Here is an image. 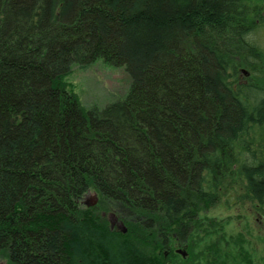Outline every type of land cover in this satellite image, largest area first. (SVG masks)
Returning a JSON list of instances; mask_svg holds the SVG:
<instances>
[{
  "label": "trees",
  "instance_id": "trees-1",
  "mask_svg": "<svg viewBox=\"0 0 264 264\" xmlns=\"http://www.w3.org/2000/svg\"><path fill=\"white\" fill-rule=\"evenodd\" d=\"M99 59L131 86L88 113ZM263 77L264 0H0V261L173 264L229 185L264 205Z\"/></svg>",
  "mask_w": 264,
  "mask_h": 264
},
{
  "label": "rangeland",
  "instance_id": "rangeland-1",
  "mask_svg": "<svg viewBox=\"0 0 264 264\" xmlns=\"http://www.w3.org/2000/svg\"><path fill=\"white\" fill-rule=\"evenodd\" d=\"M248 75L243 73L242 78ZM65 81L88 113L124 98L131 86L125 67H116L101 59L86 66L74 65ZM259 81L264 86V77ZM250 138L252 148L264 155V125L252 129ZM228 188L218 204L200 213L190 239L183 244L173 243L172 255L177 249L186 254L185 257L175 254L178 260L172 257L173 264L182 261L186 264H264V222L257 215V206L240 200L244 193L240 183ZM85 203L97 205V196L91 193ZM107 218L112 224L116 216ZM118 229L127 231L125 227Z\"/></svg>",
  "mask_w": 264,
  "mask_h": 264
},
{
  "label": "flooded vegetation",
  "instance_id": "flooded-vegetation-1",
  "mask_svg": "<svg viewBox=\"0 0 264 264\" xmlns=\"http://www.w3.org/2000/svg\"><path fill=\"white\" fill-rule=\"evenodd\" d=\"M253 202L257 206V209H258V211H257L258 214L257 215H258V217L261 218L263 220V222H264V205H261V203H259L257 200H254ZM118 227H122V224L119 223L117 221V219H115L114 222H112V229L113 228H118ZM176 243L179 244L178 241ZM160 253L163 254V252H160ZM175 254L178 255V256L182 255L183 257L186 256V254L183 251H181L180 249H177V252H174V255H173V260L174 261L178 260V258H176V255ZM163 258L164 257H162L161 259L163 260ZM174 263L177 264L176 262H174ZM178 264H180V262H178Z\"/></svg>",
  "mask_w": 264,
  "mask_h": 264
},
{
  "label": "water",
  "instance_id": "water-1",
  "mask_svg": "<svg viewBox=\"0 0 264 264\" xmlns=\"http://www.w3.org/2000/svg\"><path fill=\"white\" fill-rule=\"evenodd\" d=\"M96 203V202H95ZM96 204H88V206H95ZM0 264H3V263H0Z\"/></svg>",
  "mask_w": 264,
  "mask_h": 264
},
{
  "label": "bare ground",
  "instance_id": "bare-ground-1",
  "mask_svg": "<svg viewBox=\"0 0 264 264\" xmlns=\"http://www.w3.org/2000/svg\"><path fill=\"white\" fill-rule=\"evenodd\" d=\"M4 264V263H3ZM6 264V263H5Z\"/></svg>",
  "mask_w": 264,
  "mask_h": 264
}]
</instances>
